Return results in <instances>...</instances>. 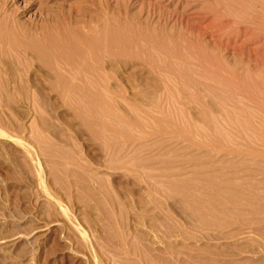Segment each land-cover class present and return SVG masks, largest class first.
I'll list each match as a JSON object with an SVG mask.
<instances>
[{"label": "rangeland", "instance_id": "obj_1", "mask_svg": "<svg viewBox=\"0 0 264 264\" xmlns=\"http://www.w3.org/2000/svg\"><path fill=\"white\" fill-rule=\"evenodd\" d=\"M263 53L264 0H0V264H264Z\"/></svg>", "mask_w": 264, "mask_h": 264}, {"label": "bare ground", "instance_id": "obj_2", "mask_svg": "<svg viewBox=\"0 0 264 264\" xmlns=\"http://www.w3.org/2000/svg\"><path fill=\"white\" fill-rule=\"evenodd\" d=\"M250 33H251V32H250ZM256 47H257V46H256ZM256 47H254V48H256ZM248 53H249V52H248ZM256 53H257V52H256ZM252 54H253V53H252ZM263 54H264V53H263ZM253 56H254V55H253ZM263 56H264V55H263ZM73 57H75V56H73ZM250 57H251V56H250ZM258 59H259V58H258ZM254 60H255V59H254ZM249 62H250V61H249ZM259 64H260V62H259ZM262 65H263V64H262ZM93 66H94V65H93ZM93 69H94V68H93ZM79 74H80V73H79ZM87 76H88V75H87ZM86 78H88V77H86ZM77 80H78V79H77ZM262 83H263V82H262ZM75 84H77V83H75ZM92 85H93V84H92ZM94 85H95V84H94ZM68 86H70V85H68ZM77 87H78V86H77ZM262 89H263V88H262ZM217 99H218V98H217ZM261 100H262V99H261ZM263 105H264V104H263ZM263 107H264V106H263ZM232 110H233V109H232ZM104 138H105V137H104ZM105 140H106V139H105ZM107 140H109V139H107ZM108 145H109V144H108ZM112 146H113V145H112ZM120 146H121V144H120ZM231 149H232V148H231ZM249 149H250V148H249ZM249 149H248V150H249ZM108 150H109V148H108ZM235 150H236V149H235ZM248 156H249V155H248ZM250 156H251V155H250ZM230 157H231V156H230ZM237 157H238V156H237ZM244 157H245V155H244ZM233 158H234V157H233ZM255 158H256V157H255ZM230 159H231V158H230ZM242 159H243V158H242ZM247 159H248V158H247ZM249 159H250V158H249ZM243 160H244V159H243ZM250 160H251V159H250ZM250 160H249V161H250ZM257 160H260V159H257ZM238 161H239V160H238ZM238 161H237V162H238ZM241 161H242V160H241ZM245 161H246V160H245ZM255 162H256V161H255ZM260 162H262V161L260 160L258 163H260ZM231 163H232V162H231ZM233 164H234V163H233ZM230 166H231V165H230ZM243 169H244V168H243ZM243 169H242V170H243ZM246 169H247V168H246ZM244 170H245V169H244ZM233 172H234V170H233ZM239 172H240V170H239ZM239 172H238V173H239ZM230 173H231V172H230ZM263 173H264V172H263ZM232 174H237V173L235 172V173H232ZM232 174H231V175H232ZM248 176H249V175H248ZM245 177H246V175H245ZM251 177H252V175H251ZM241 178H242V177H241ZM241 178H240V179H241ZM229 180H231V179H229ZM238 180H239V179H238ZM238 180H237V181H238ZM263 180H264V179H263ZM226 181H227V180H226ZM232 181H234V180H232ZM237 181H236V182H237ZM240 181H241V180H240ZM246 181H248V179H246ZM253 181H254V180H253ZM256 181H259V180H256ZM260 181H261V180H260ZM260 181H259V182H260ZM228 182H230V181H228ZM263 182H264V181H263ZM263 182H262V183H263ZM241 183H243V182H241ZM230 184H231V182H230ZM249 184L251 185V183H249ZM252 184L255 185L254 183H252ZM236 185H238V183H236ZM239 185H242V184H239ZM243 185H244V184H243ZM243 185H242V186H243ZM245 185H246V184H245ZM247 185H248V183H247ZM256 185H257V183H256ZM258 185H259V184H258ZM245 187H246V186H245ZM248 188H249L250 190L253 191V188H252V187H251V188L248 187ZM248 188H247V189H248ZM260 188H261V187H260ZM257 189H258L259 191H261V189H259V188H256V189H255L256 193L259 194V193L257 192ZM262 190H263V189H262ZM261 193H262V192H261ZM261 193H260V194H261ZM241 194H243V193L240 192V195H241ZM245 194H246V193H245ZM262 195H263V194H262ZM262 195H261V196H262ZM246 196H247V195H246ZM263 196H264V195H263ZM250 198H251V197H250ZM255 198H256V197H255ZM251 199H254V196H253V198H251ZM256 199L259 200L258 198H256ZM251 203H253V202H251ZM238 204H239V203H238ZM247 204H248V203H247ZM253 204H254V203H253ZM262 204H263V203H262ZM254 205H255V204H254ZM260 206H261V205H259V203H258V206H256V207H259V208H260ZM263 206H264V205H263ZM263 206H261V210H262V208H264ZM249 211H250V209L248 210V212H249ZM250 212L252 213V210H251ZM253 214H257V213L254 212ZM259 214H260V213H259ZM259 214H258V215H259ZM262 214H263V213H262ZM247 216H249V215H247ZM255 216H256V215H255ZM244 217H245V216H244ZM250 217H251V216H250ZM248 218H249V217H247V219H248ZM263 218H264V217H263ZM241 219H242V218H241ZM244 219H245V218H244ZM244 219H242V220H244ZM247 219H246V220H247ZM251 219H252V218H251ZM251 219H250V222H249V223L247 222V223H248V225H247V230H245V231H247V233H249V236L252 237V241H253V242L255 241L256 243L258 242V244H259V245L262 247V249L264 250V219H262V220L260 219V221L258 220L259 218L257 219V221H255V219H254V221H251ZM246 220H245V221H246ZM252 220H253V219H252ZM258 221H259V222H258ZM243 222H244V221H242L241 223H243ZM217 226H218V225H217ZM217 226H216V227H217ZM219 226H220V225H219ZM238 227H239V226H238ZM238 227H237V228H238ZM241 228H242V227H241ZM244 229H246V228H244ZM244 229H239V228H238V230H244ZM228 231L231 233V230H228ZM228 231H227V233H228ZM231 234H232V233H231ZM242 234H243V233H242ZM227 235H228V234H227ZM237 236H238V235H237ZM229 237H230V235H229ZM231 237H232V235H231ZM246 237H247V236H246ZM188 238H189V237H188ZM243 238H244V237H243ZM247 238H248V237H247ZM237 240H238V239H237ZM245 241H246V240H245ZM231 243H232V242H231ZM237 243H238V242H237ZM256 243H255V244H256ZM243 244H244V243H243ZM245 245H246V244H245ZM236 248H237V247H236ZM241 248H243V247H241ZM245 249H246V247H245ZM257 250H259V249H257ZM251 251H252V250H251ZM253 251H255V250H253ZM260 251H262V250H260ZM236 252H237V250H236ZM262 252H263V251H262ZM231 253H233V252H231ZM242 253H243V252H242ZM253 253H254V252H253ZM233 254H234V255H238L237 253L235 254V250H234V253H233ZM240 254H241V253H240ZM240 254H239V255H240ZM254 254H255V253H254ZM254 254L252 255L253 257H254ZM245 255H246V253H245ZM258 255H259V253H258ZM258 255H257V257H258ZM259 256H260V255H259ZM261 257H262V256H261ZM261 257H260V258H261ZM230 259H231V258H230ZM240 259H241V258H240ZM248 259H250V258H248ZM233 260H234V258H233ZM243 260H246V258L243 259ZM256 260H258V259L256 258ZM260 260H261V259H260ZM260 260H258V261H260ZM251 261H252V260H251ZM234 262H235V260H234ZM236 262H237V261H236ZM253 262L256 263L255 260H253ZM230 263H231V262H230ZM230 263H229V261H228V264H230ZM258 263H259V262H258ZM262 263H263V262H262ZM262 263H261V264H262ZM212 264H213V263H212ZM232 264H234V263H232ZM250 264H251V263H250ZM259 264H260V263H259Z\"/></svg>", "mask_w": 264, "mask_h": 264}]
</instances>
